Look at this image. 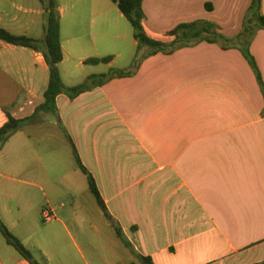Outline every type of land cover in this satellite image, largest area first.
<instances>
[{"label":"crops","instance_id":"0c3cea01","mask_svg":"<svg viewBox=\"0 0 264 264\" xmlns=\"http://www.w3.org/2000/svg\"><path fill=\"white\" fill-rule=\"evenodd\" d=\"M251 2L143 0V23L160 38L180 23L205 20L234 38ZM58 12V69L66 86L132 68L137 41L114 3L58 0ZM44 13L40 0H0V27L38 40L37 49L0 40V126L6 113L24 118L43 101L49 77ZM249 50L264 83V29L254 33ZM103 56L112 59L83 63ZM56 106L127 241L99 208L119 243L108 264H143L138 256L153 264L264 261V100L239 48L201 41L156 53L130 75L73 99L59 94ZM46 114L27 122L0 150V220L43 264H78L70 243L84 256L64 218L76 225L81 220L74 205L70 211L50 196L62 188L74 194V156L56 117ZM45 205L54 208V221L42 222ZM98 257L105 264V256ZM0 264H30L1 232Z\"/></svg>","mask_w":264,"mask_h":264},{"label":"trees","instance_id":"16d2710c","mask_svg":"<svg viewBox=\"0 0 264 264\" xmlns=\"http://www.w3.org/2000/svg\"><path fill=\"white\" fill-rule=\"evenodd\" d=\"M44 5V32H43V56L48 66L49 77L47 87L43 94V101L38 104L33 113L24 118H15L6 113L7 120L0 126V150L7 140L29 121L36 120L41 113H51L56 117L58 125L64 130L59 118L56 106V97L59 94H65L68 98L73 99L79 94L103 85L108 80L115 77H123L132 74L137 69L140 62L156 53L170 54L174 50L195 45L201 41L208 43H217L222 49L228 47H237L247 60L252 71L254 72L256 81L260 87L264 100V83L254 57L250 53L249 45L254 33L258 29H264V15L260 13V1L252 0L242 30L234 38H227L216 31V26L209 21L196 20L188 23H180L169 30L163 37H154L149 34L144 26V13L142 10L143 0H110L114 3L122 15L127 19L133 30L134 39L137 41L135 56L130 69H110L106 73L91 74L87 76L81 83L74 86H66L60 76L58 64L63 58L60 43V15L58 12V0H40ZM206 7H208L206 5ZM0 40L17 46H25L37 49L38 40L27 37L25 35H15L0 27ZM147 47L145 54H140V48ZM112 59L111 56L88 57L83 63L86 65L106 64ZM133 69V70H132ZM68 138L74 160L77 168L85 175L87 187L92 194L96 204L103 212V215L111 220L114 225L115 232L120 239L127 245L121 228L116 224L109 214L106 205L99 193L96 182L89 170L82 164L78 152L67 132L64 130ZM0 232L6 242L14 247V249L30 264H43L36 259L31 251L26 248L23 243L4 225L0 220ZM143 264H153L149 257L138 256ZM253 264H264V261Z\"/></svg>","mask_w":264,"mask_h":264},{"label":"rangeland","instance_id":"374dc122","mask_svg":"<svg viewBox=\"0 0 264 264\" xmlns=\"http://www.w3.org/2000/svg\"><path fill=\"white\" fill-rule=\"evenodd\" d=\"M141 48L147 47L142 46ZM46 118L51 119L52 115L48 113L46 114ZM71 167L75 170L76 174L74 175L72 184L74 194L70 195L62 188L61 193L57 192L50 196L53 203H63L66 209L70 211H72L73 205L75 206V217L81 220L77 223L78 225L73 223L69 218L64 219H66L65 221L75 242L81 248L84 259H86L89 264H102V258L98 257L99 254L105 256V264H108L109 259L113 261V253L118 251L117 245L119 244L116 243L117 239L114 235L113 227L110 225V222L103 217L99 207L96 205L92 194L88 190L86 178L76 168L73 158H71ZM73 216L74 215H71L72 218ZM42 222L40 221V224L44 225ZM70 247L75 253L78 264H86L83 257L78 253L75 245L70 243ZM32 254L36 258L35 253L33 252Z\"/></svg>","mask_w":264,"mask_h":264},{"label":"built area","instance_id":"2783aa9c","mask_svg":"<svg viewBox=\"0 0 264 264\" xmlns=\"http://www.w3.org/2000/svg\"><path fill=\"white\" fill-rule=\"evenodd\" d=\"M54 208L50 205H45L42 210H41V213H40V216H41V220L43 222H49L51 221L52 219L55 218V212H54Z\"/></svg>","mask_w":264,"mask_h":264}]
</instances>
